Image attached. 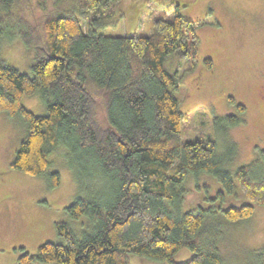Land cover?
I'll use <instances>...</instances> for the list:
<instances>
[{
	"label": "trees",
	"instance_id": "trees-1",
	"mask_svg": "<svg viewBox=\"0 0 264 264\" xmlns=\"http://www.w3.org/2000/svg\"><path fill=\"white\" fill-rule=\"evenodd\" d=\"M122 3L0 0V31H19L35 58L28 74L0 55V111L28 126L12 167L39 176L65 145L80 187L89 189L85 181H92L102 193L78 196L65 207L70 218L87 216L91 232L78 237L59 221L64 242L45 241L36 253L21 247L18 264H129L130 253L169 264H224V230L214 216L221 211L238 221L264 205V149L232 174L226 164L238 153L234 140L222 136L226 151L218 155L211 137H181L183 122H205L206 111L181 110L176 91L185 72L200 64L198 33L211 23L186 17L180 7L149 21H126ZM203 62L213 66L211 57ZM35 93L45 114L23 104ZM237 108L244 113L246 106ZM213 119L223 135L245 121L236 114ZM202 173L224 189L208 197V206L183 210L188 176ZM48 178L51 187L61 182L56 170ZM231 198L246 200L226 206ZM183 248L193 257L175 261ZM256 260L264 264V248Z\"/></svg>",
	"mask_w": 264,
	"mask_h": 264
},
{
	"label": "rangeland",
	"instance_id": "rangeland-1",
	"mask_svg": "<svg viewBox=\"0 0 264 264\" xmlns=\"http://www.w3.org/2000/svg\"><path fill=\"white\" fill-rule=\"evenodd\" d=\"M121 7L126 11V21H149L172 15L180 7L186 17L211 23L198 33L200 64L185 72L176 91L181 110L194 115L198 109L206 111L205 122L194 117L189 123L183 122L181 137L190 141L211 137L217 142L218 155L226 151L222 136L234 140L238 153L226 164L232 174L240 165L255 159L259 150L264 149V0H123ZM20 34L16 30L0 31V55L21 71L32 74L35 58ZM205 57L213 59L212 67L204 64ZM230 95L235 102L230 101ZM22 101L34 113H46L40 93L25 95ZM237 103L246 106L244 113ZM228 114H236L245 121L228 127L223 135L213 118ZM27 128L20 116L0 111V264H18L21 247L36 253L45 241L64 242L56 228L59 221L68 222L78 237L91 232L87 216L70 218L65 207L78 196L93 198L94 193L102 194L92 181H85L89 189L80 187L65 145L53 152L52 165L39 176L13 168L12 161ZM55 170L59 171L61 182L51 187L48 175ZM185 188L183 210L208 206L211 203L208 197L224 189L214 175L207 173L190 174ZM245 200L231 198L225 205H240ZM214 220L220 221L224 230L220 243L224 264H257L256 255L264 248V205H256L254 214L247 219L231 222L219 211ZM193 255V251L183 248L174 259L183 262ZM129 264L169 263L130 253Z\"/></svg>",
	"mask_w": 264,
	"mask_h": 264
}]
</instances>
